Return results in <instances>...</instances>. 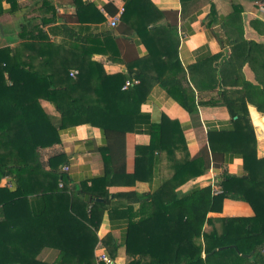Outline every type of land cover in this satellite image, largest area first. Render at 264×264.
Returning <instances> with one entry per match:
<instances>
[{"label": "trees", "instance_id": "obj_1", "mask_svg": "<svg viewBox=\"0 0 264 264\" xmlns=\"http://www.w3.org/2000/svg\"><path fill=\"white\" fill-rule=\"evenodd\" d=\"M180 1L181 17L187 16L190 7L199 1L209 3L207 26L216 24L221 28L235 65L238 69L248 65L255 82L244 80L243 89H218L209 100H196L195 89L215 88V62L220 53L185 71L176 52V14L170 20V12L157 9L150 0H125L120 14L121 23L138 35L147 48V55L129 65L126 74H108L99 62L88 59L87 48L78 47L80 34L68 26H64V34L73 41L70 52L75 53L68 58L51 56L48 70L32 68L10 47L0 48V181L5 176L14 181L12 188L0 185V264H95L94 230L102 217L98 207L110 201L107 187L118 181L133 184L147 178L155 151L173 154L178 149L186 150L178 123L162 115L150 130L148 145L129 143L132 151L126 155V163L116 167L113 163L111 151L119 155L116 146L123 150V143L118 141L124 142L125 136L130 138L139 104L154 83L164 87L191 114L197 113V104L224 105L233 129L208 131L209 148L213 153L227 151L232 149L228 144L235 143L245 172H222L217 193H212L208 185L176 196V186L205 172L208 162L199 154L181 162L170 159L173 172L152 193L116 194L152 208L136 221L127 217L125 247L130 258L125 264H264V157H256L255 133L247 111L249 101L264 115V43L243 37L242 8L238 2H232L231 10L218 18L212 0ZM70 3L77 22L105 20L91 2ZM162 19L164 22H160ZM250 25L264 35V21L254 18ZM213 32L223 46L221 37ZM104 35L102 46L114 45L109 41L110 33ZM19 37L47 38L34 33V28ZM81 39L86 42L88 38ZM71 69L77 70L75 76L69 74ZM180 71L182 75L178 76ZM187 78L193 83L189 90L182 84V79ZM128 79L137 82L123 88ZM41 99L51 102L59 116L46 113ZM79 123L97 125L111 140L100 148L103 175L92 178L89 185L81 182L79 186L80 192L95 199L91 204L77 192L76 185H67L69 179L63 169L66 158L62 153L50 156L45 163L39 153L40 148L59 141L60 129ZM214 143L224 145L216 148ZM224 198L248 202L253 215L219 217V229L203 231V223L210 221L207 213L220 210ZM77 206L83 208L82 212L77 211ZM105 239L111 240L110 235ZM44 248L57 251L52 261L38 257Z\"/></svg>", "mask_w": 264, "mask_h": 264}, {"label": "crops", "instance_id": "obj_2", "mask_svg": "<svg viewBox=\"0 0 264 264\" xmlns=\"http://www.w3.org/2000/svg\"><path fill=\"white\" fill-rule=\"evenodd\" d=\"M91 2L104 15L105 20L100 23L96 22H77L74 18L75 8L70 0H0V48L10 47L19 59L25 58L32 68L40 71L49 69L51 56L58 55L63 57L73 56L75 52H70L73 41L64 34V26L74 28L79 34L78 47L87 48L85 53L88 59L99 62L106 73H127V67L136 60H142L147 55L145 42L127 25L122 24L120 16L115 26H110L109 19L113 15L119 13L120 8L124 7L125 0H83ZM157 9L170 12V20L176 14V38L177 57L180 66L188 71L190 65L206 59L210 55L220 53L215 64L217 67V84L215 88L195 89V99L207 101L216 94L218 89H243V81L255 82L254 75L248 65H243L241 69L235 65L230 52V46L222 33L221 28L214 24L207 26L209 3H200L195 7H190L187 16L181 17V1L180 0H150ZM250 5L245 2H238L241 5L242 12V28L243 37L245 39L254 40L264 43V35L259 34L251 25L250 20L259 18L254 1L247 0ZM234 2V1H232ZM231 2V4H232ZM217 17L220 18L227 14L231 7L227 6L225 0H212ZM37 18L32 23L27 20ZM42 20H46L42 24ZM135 17H131L133 22ZM160 22H164L163 19ZM23 24L24 27L23 28ZM37 25V26H36ZM34 28V33L45 35L47 38H20L19 34H26L28 30ZM216 31L223 40V46L218 42L214 32ZM110 33L114 45L107 48L102 46V41L106 40L105 33ZM81 36L88 38L86 42H82ZM29 45V48L26 45ZM50 47L56 50L47 48ZM58 47V48H57ZM102 48L103 51L101 50ZM59 49H61L59 51ZM81 50V49H80ZM60 54V55H59ZM62 57V58H63ZM136 69V66H133ZM180 68V67H179ZM180 71L178 76H181ZM182 84L189 90L192 82L189 78L182 79ZM41 107L51 116H59L58 111L51 102L41 99ZM247 111L253 125L255 133V153L257 158L264 157V123L262 122L261 112L255 106L247 101ZM162 115L171 120H175L179 129L182 131L186 150H175L172 153L154 152L152 161H150L148 177L137 180L133 184L125 182H115L110 184L107 189L110 201L105 205H100L98 209L102 211L101 220L96 226L94 232L96 243L93 248V261L95 264H101L96 258L97 247L101 246L103 251L110 257L112 264H125L130 258L126 253L125 236L128 228L130 217L136 221L141 217V213L149 212L151 206L141 204L139 201H132L125 197H117L116 194L127 191L136 193H152L156 191L163 180L170 177L173 172L172 162L170 159L180 161L185 157L191 160L199 154L204 156L208 162L205 172L196 177H190L182 184H179L173 190L176 196L181 197L189 194L197 189L210 185L212 193L215 188L220 189L218 182L221 173L227 172L233 175H241L244 173L243 160L240 152L236 151L235 143L228 144L227 151L211 152L208 143V131H221L233 129V122L227 108L222 104H197V113H189L181 106L166 89L158 83L151 85L144 100L139 104V112L130 138L125 136L123 150L119 149L120 154L117 155L111 151L113 163L119 166L125 161L126 155H129L132 148L129 143L138 146H146L150 140V130L153 125L157 124ZM235 118V117H234ZM59 141L51 146L39 149L41 160H46L57 153H62L66 158L68 175V186L76 185L77 192L81 197L90 204L93 199L87 193L80 192V183L86 182L90 184L92 178L103 175L104 165L100 148L110 143L100 127L90 123H79L60 129ZM216 148L222 147V143H214ZM123 153L125 157L123 156ZM181 162V161H180ZM149 164V163H148ZM47 169V166H45ZM144 174V173H143ZM147 174V173H146ZM13 178L5 176L1 179L0 185L12 188ZM59 185H61L59 183ZM74 195V193H73ZM85 195L91 197V201L85 199ZM75 196V195H74ZM83 208L77 206V211L82 212ZM253 211L248 202L243 200H235L224 198L221 208L218 211H210L207 217L210 221H205L202 225L203 231H209L211 228H220L219 217L223 216H251ZM110 235L111 240L105 239ZM202 240V238H201ZM114 245V247L112 246ZM56 250L44 248L38 257L42 260L52 261L56 256ZM203 256V254H202Z\"/></svg>", "mask_w": 264, "mask_h": 264}, {"label": "built area", "instance_id": "obj_3", "mask_svg": "<svg viewBox=\"0 0 264 264\" xmlns=\"http://www.w3.org/2000/svg\"><path fill=\"white\" fill-rule=\"evenodd\" d=\"M254 5L256 8L257 13L260 15V17L263 19L264 21V0H255L254 1ZM123 8H120L119 13L116 15H113L112 17H110L109 19V24L110 26H115L119 20V16L122 13ZM77 73L76 69H71L69 74L71 76H75V74ZM137 82L136 79H128L125 81V83L123 84V88H126L128 85ZM64 170L68 169V166L64 165L63 166ZM215 193L219 192L220 189L215 188ZM97 251H96V258L99 262H103L104 264H112V260L110 259V257L106 254V252L103 251V248L101 246L97 247Z\"/></svg>", "mask_w": 264, "mask_h": 264}, {"label": "rangeland", "instance_id": "obj_4", "mask_svg": "<svg viewBox=\"0 0 264 264\" xmlns=\"http://www.w3.org/2000/svg\"><path fill=\"white\" fill-rule=\"evenodd\" d=\"M225 1L227 2V6H229V7H231V2L232 1L245 2V5H248V6L250 5V3L247 0H225Z\"/></svg>", "mask_w": 264, "mask_h": 264}, {"label": "water", "instance_id": "obj_5", "mask_svg": "<svg viewBox=\"0 0 264 264\" xmlns=\"http://www.w3.org/2000/svg\"><path fill=\"white\" fill-rule=\"evenodd\" d=\"M262 122L264 123V116H262ZM85 199H88L89 201H91V197H89L88 195H85Z\"/></svg>", "mask_w": 264, "mask_h": 264}]
</instances>
